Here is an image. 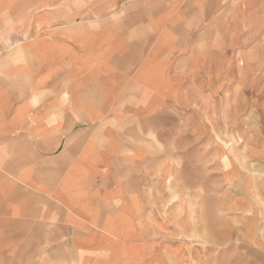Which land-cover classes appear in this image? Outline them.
Listing matches in <instances>:
<instances>
[{
    "label": "crops",
    "instance_id": "obj_1",
    "mask_svg": "<svg viewBox=\"0 0 264 264\" xmlns=\"http://www.w3.org/2000/svg\"><path fill=\"white\" fill-rule=\"evenodd\" d=\"M230 11L242 27L244 0H0V264L146 262L131 256L149 249L143 183L175 144L184 85L194 107L227 91L208 59L241 39ZM259 136L238 126L249 159L220 167L240 264H264Z\"/></svg>",
    "mask_w": 264,
    "mask_h": 264
},
{
    "label": "rangeland",
    "instance_id": "obj_2",
    "mask_svg": "<svg viewBox=\"0 0 264 264\" xmlns=\"http://www.w3.org/2000/svg\"><path fill=\"white\" fill-rule=\"evenodd\" d=\"M244 6L249 13L244 12L242 27L232 11L228 14L229 31L237 30L241 39H222L220 51L216 50L220 56L215 53L208 59L219 57L227 91L206 100L202 107H194L187 101L191 92L184 85V101L175 109V144L146 175L142 197L147 203L140 205L148 213L142 231L149 249L131 253L136 258L145 255L144 264H240L227 241L230 237L221 234L226 227L222 201L233 185L220 167L223 162L231 169L237 159L240 163L249 159L235 152L251 146L236 138L238 126L256 127L264 146V0H244ZM236 112L240 125L231 120ZM199 116L205 124L194 123ZM204 147L211 148L209 155L200 150ZM222 149L228 150L229 156L221 155ZM194 160L195 183L190 177Z\"/></svg>",
    "mask_w": 264,
    "mask_h": 264
},
{
    "label": "bare ground",
    "instance_id": "obj_3",
    "mask_svg": "<svg viewBox=\"0 0 264 264\" xmlns=\"http://www.w3.org/2000/svg\"><path fill=\"white\" fill-rule=\"evenodd\" d=\"M159 148V147H158ZM156 151V150H155Z\"/></svg>",
    "mask_w": 264,
    "mask_h": 264
}]
</instances>
